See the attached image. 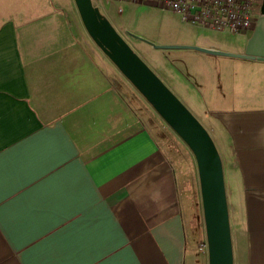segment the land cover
Wrapping results in <instances>:
<instances>
[{"label": "crops", "instance_id": "crops-1", "mask_svg": "<svg viewBox=\"0 0 264 264\" xmlns=\"http://www.w3.org/2000/svg\"><path fill=\"white\" fill-rule=\"evenodd\" d=\"M66 3L0 0V264H213L199 156ZM127 42L213 144L227 264H264V104Z\"/></svg>", "mask_w": 264, "mask_h": 264}, {"label": "rangeland", "instance_id": "rangeland-1", "mask_svg": "<svg viewBox=\"0 0 264 264\" xmlns=\"http://www.w3.org/2000/svg\"><path fill=\"white\" fill-rule=\"evenodd\" d=\"M57 1L61 2V0ZM66 1L67 0H63L64 7L67 6ZM91 2L96 13L102 16L103 19H106L109 26L114 24L119 34H123V40L129 42L134 41V44L139 49L138 52L140 56H142L141 50L144 49L145 52L142 54L146 57H153L156 55V58L160 59L161 55H164L166 58H176L174 56L176 55L180 59H176L177 63L172 62V64L176 66L180 73L198 72L202 75L203 80L200 77L194 76V81L206 108L221 107L220 105L231 106L229 104L235 105L241 100L239 99L241 96H250L247 100L251 101V104H264V60L205 52L199 54L202 56H193L191 52H187V48H153L143 40L131 37L125 32V29H128L156 44H180L170 42H186L185 40H190L215 46L222 51L243 52L247 40L253 35V28L236 33L219 32L184 22L180 19L179 15L151 5H136L131 3H119L115 0H104V9L106 12L104 13L102 8L98 6L99 3L97 4L96 0H91ZM69 4L73 5L75 9L78 8L76 0H69ZM119 4L123 7L122 12L117 11V6H119ZM261 6L264 10V3L261 4ZM259 20V17L254 18L253 27L256 26ZM84 23L90 34L96 39V36L93 34L88 24H86L85 21ZM164 64L166 67H171L167 60H164ZM219 79H221V83H219ZM216 97H220V99L222 98L224 100L222 101L219 99L213 102ZM208 103L210 105H207ZM168 125H170V127L190 146L193 152L198 155L196 148L179 132L174 123L169 121ZM170 131L171 130H168V135L172 137L174 132Z\"/></svg>", "mask_w": 264, "mask_h": 264}, {"label": "water", "instance_id": "water-1", "mask_svg": "<svg viewBox=\"0 0 264 264\" xmlns=\"http://www.w3.org/2000/svg\"><path fill=\"white\" fill-rule=\"evenodd\" d=\"M76 2L84 21L100 43L111 52L118 64L142 88L147 97L154 101L164 117L174 123L179 132L196 148L202 162L205 208L213 264H227L228 250L224 225L226 206L221 188L217 154L213 149L211 140L199 127L192 115L179 105L177 100L154 76L148 73L145 65L132 54L128 42L118 37L114 28L99 18L91 0H76ZM262 6L263 15L259 17L260 20L254 27L253 35L247 40L243 52L222 51L191 44H156L128 29H125V32L131 37L143 40L154 48H193L207 53L264 60V10Z\"/></svg>", "mask_w": 264, "mask_h": 264}, {"label": "built area", "instance_id": "built-area-1", "mask_svg": "<svg viewBox=\"0 0 264 264\" xmlns=\"http://www.w3.org/2000/svg\"><path fill=\"white\" fill-rule=\"evenodd\" d=\"M109 1V0H105ZM119 3L151 5L161 10H168L180 16L184 22L198 25L219 32L236 33L254 29L255 17L263 15V0H115ZM104 9V0H98ZM122 12V5L117 6ZM112 27H117L112 24ZM122 37L123 34L121 33Z\"/></svg>", "mask_w": 264, "mask_h": 264}]
</instances>
